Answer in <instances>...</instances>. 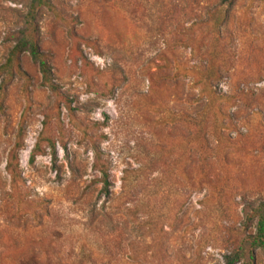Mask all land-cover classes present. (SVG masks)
<instances>
[{
	"label": "rangeland",
	"instance_id": "1",
	"mask_svg": "<svg viewBox=\"0 0 264 264\" xmlns=\"http://www.w3.org/2000/svg\"><path fill=\"white\" fill-rule=\"evenodd\" d=\"M32 1L0 0V264H264V0Z\"/></svg>",
	"mask_w": 264,
	"mask_h": 264
},
{
	"label": "trees",
	"instance_id": "2",
	"mask_svg": "<svg viewBox=\"0 0 264 264\" xmlns=\"http://www.w3.org/2000/svg\"><path fill=\"white\" fill-rule=\"evenodd\" d=\"M236 0H225L226 3H234ZM51 2L50 0H33L30 12L28 14V19L30 24L36 20L37 12L42 7H50ZM28 52L32 58V60L37 63L40 67V71L43 76V85L48 87L51 91L57 92L58 86L54 83V76L52 72V68L49 64L48 56L45 55L39 48V45L36 42H33L28 39L25 32H21V39L19 40L18 44L14 48L13 54L14 55H21ZM17 148L20 149L21 145L18 144ZM53 150L55 151V147L53 146ZM16 155L12 156V159H15ZM53 160H57V155H53ZM35 161V155H32L31 162L33 163ZM8 169L10 171H13V163H9ZM103 184L104 189L103 192L108 194L110 183L108 180V175L106 173H103ZM254 217L257 219V230L256 234L253 237H250L248 242L249 245L253 248H260L264 249V202L259 205V207L256 208L254 212ZM241 257V253L227 257V264H237L239 262V259ZM252 261V257H251ZM253 264V263H249Z\"/></svg>",
	"mask_w": 264,
	"mask_h": 264
}]
</instances>
